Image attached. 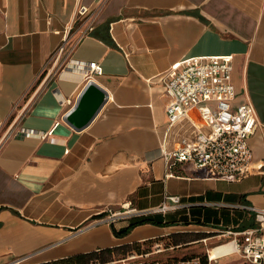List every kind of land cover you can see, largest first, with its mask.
<instances>
[{"label": "crops", "instance_id": "1", "mask_svg": "<svg viewBox=\"0 0 264 264\" xmlns=\"http://www.w3.org/2000/svg\"><path fill=\"white\" fill-rule=\"evenodd\" d=\"M228 54L237 100L257 110L249 142L259 171L229 179L189 162L168 166L162 148L194 129L187 120L169 126L163 75L192 56ZM90 62L101 73L86 76ZM92 79L108 100L77 130L65 116ZM123 206L151 212L100 221ZM253 206L264 208V0H0V264L174 234L175 247L220 244L224 231L257 224ZM147 216L164 223L125 233Z\"/></svg>", "mask_w": 264, "mask_h": 264}, {"label": "built area", "instance_id": "2", "mask_svg": "<svg viewBox=\"0 0 264 264\" xmlns=\"http://www.w3.org/2000/svg\"><path fill=\"white\" fill-rule=\"evenodd\" d=\"M79 12L85 14L87 7L82 6ZM93 29V24H90L82 36ZM87 66L86 76L101 73L97 62H90ZM233 71L232 55L192 56L173 65L163 75L164 93L169 97L166 106L169 126L187 120L194 129V134L183 137L176 148H162L168 166L175 162H189L211 176L229 179H241L259 171L260 165L253 163V150L249 142L259 126L257 110L248 97L237 100ZM35 133V130L29 129L26 135ZM168 198L174 208L184 206L181 197ZM168 207L163 204L159 210L165 211ZM251 209L255 212L257 224L242 231L231 228L224 231L228 240L216 246L232 242V252L239 253L251 264H264V208L253 206ZM150 212L123 206L122 210H108L100 221L114 223ZM200 241L207 243L208 237ZM29 257L20 258L15 264ZM209 257L212 261L210 253ZM186 263L180 261L177 264Z\"/></svg>", "mask_w": 264, "mask_h": 264}, {"label": "rangeland", "instance_id": "3", "mask_svg": "<svg viewBox=\"0 0 264 264\" xmlns=\"http://www.w3.org/2000/svg\"><path fill=\"white\" fill-rule=\"evenodd\" d=\"M239 96L243 95V91L237 90ZM173 240L166 238L161 242L150 240L140 243V249L132 248L127 254L119 251L114 254L112 260L105 263L97 261L100 264H177L183 261V257H191L198 255L195 260L198 261L200 257L207 256L209 264V249L216 246L218 242L207 241L196 242L189 245L175 247L172 245ZM37 260L29 259L18 264H35ZM194 261V262H196ZM38 264V263H36ZM213 264H251L247 262L240 254L232 255V257L220 258Z\"/></svg>", "mask_w": 264, "mask_h": 264}, {"label": "trees", "instance_id": "4", "mask_svg": "<svg viewBox=\"0 0 264 264\" xmlns=\"http://www.w3.org/2000/svg\"><path fill=\"white\" fill-rule=\"evenodd\" d=\"M155 223V224H162L164 223L163 219L159 216H147L144 218H140L137 220H134L131 222L130 226L125 230V233L130 231L133 227L143 224V223ZM118 234H123L117 230H115ZM179 234L171 235L170 238L173 240V243L177 244L178 242ZM137 247L140 249V242H134L131 244H126L114 248H106L99 251H93L89 253H81L72 255L69 257L56 259L48 262L38 263V264H92L94 262L100 261V262H107L112 260L111 258L114 256L116 252H123L124 254H127L129 251L132 250V248ZM196 257H199L198 255H194L191 257H183L182 260L186 261V264H209L207 256L200 257L198 261L195 260ZM196 261V262H194Z\"/></svg>", "mask_w": 264, "mask_h": 264}, {"label": "water", "instance_id": "5", "mask_svg": "<svg viewBox=\"0 0 264 264\" xmlns=\"http://www.w3.org/2000/svg\"><path fill=\"white\" fill-rule=\"evenodd\" d=\"M107 100V91L93 79L89 80L65 119L75 129L81 130L91 123Z\"/></svg>", "mask_w": 264, "mask_h": 264}, {"label": "bare ground", "instance_id": "6", "mask_svg": "<svg viewBox=\"0 0 264 264\" xmlns=\"http://www.w3.org/2000/svg\"><path fill=\"white\" fill-rule=\"evenodd\" d=\"M233 249H234V243L229 242L218 246H214L210 248L209 252L212 259H217L220 256L231 253Z\"/></svg>", "mask_w": 264, "mask_h": 264}]
</instances>
